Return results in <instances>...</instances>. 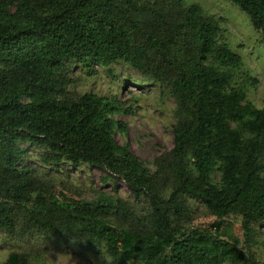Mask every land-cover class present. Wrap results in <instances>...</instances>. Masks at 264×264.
I'll return each mask as SVG.
<instances>
[{"label":"trees","instance_id":"obj_1","mask_svg":"<svg viewBox=\"0 0 264 264\" xmlns=\"http://www.w3.org/2000/svg\"><path fill=\"white\" fill-rule=\"evenodd\" d=\"M189 0H0V234L27 232L53 243L101 248L110 264H253L219 234L241 218L247 244L264 227V105L235 85L240 57L221 38L217 18ZM243 12L264 44V0H224ZM66 63L108 69L121 63L173 99L172 147L153 171L115 131L114 97L70 98ZM81 165L120 180L119 197L69 203L43 190L27 165ZM190 201L215 222L185 228ZM5 264H29L11 253Z\"/></svg>","mask_w":264,"mask_h":264},{"label":"rangeland","instance_id":"obj_2","mask_svg":"<svg viewBox=\"0 0 264 264\" xmlns=\"http://www.w3.org/2000/svg\"><path fill=\"white\" fill-rule=\"evenodd\" d=\"M201 7L204 13L218 19L224 40L232 52L241 60L240 69L235 74V85L248 75L255 82L245 89L246 100L254 107L264 105V44L260 34L250 25L248 17L237 7L224 0H189ZM68 83L66 95L74 98L92 92L98 96L114 97L124 110L114 115V120L122 123L123 133L115 131L113 138L117 144H126L129 151L150 171L153 160L167 153L172 147L171 125L174 123L173 99L165 89L148 81L137 71L117 63L108 69L92 67L84 69L77 63H66ZM27 150V165L42 179L43 190L58 200L79 203L97 199L119 197L132 202V196L124 184L108 172L81 165L45 167L38 162L37 150L23 146ZM191 217L185 228L212 231L215 220L208 216L202 206L190 201ZM219 234L233 242L237 248L246 250L253 264H264V227L253 226L247 244L241 218L229 216L221 222ZM32 238L24 231L4 237L0 234V264H5L11 253H24L29 264H110L101 248L84 251L74 240L48 242L43 238ZM127 264H140L130 261Z\"/></svg>","mask_w":264,"mask_h":264}]
</instances>
